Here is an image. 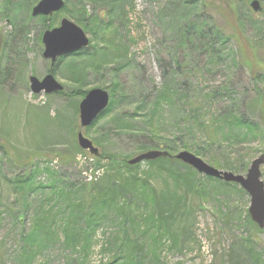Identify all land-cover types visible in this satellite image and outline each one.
I'll use <instances>...</instances> for the list:
<instances>
[{"label": "rangeland", "instance_id": "374dc122", "mask_svg": "<svg viewBox=\"0 0 264 264\" xmlns=\"http://www.w3.org/2000/svg\"><path fill=\"white\" fill-rule=\"evenodd\" d=\"M20 1L0 0V36L8 40L0 66V81H2L0 134L8 142V144L3 142L7 147L8 155L0 159V204L2 203L0 255L3 256L4 264H15L18 240L30 228L34 220V212L46 211L54 205L50 202V190L46 194L48 190L44 193L43 190L38 189L35 194L29 196L28 201L25 195L14 193L13 187L15 188L16 184L13 185V181L19 176L26 177L34 168H39L34 182L39 187L50 186L62 190L67 187L65 186L67 183L78 187L93 183L91 186L95 184L94 187L99 192L107 186L106 180L110 179L107 161L98 162L89 152L79 153L75 149L78 146L79 113L75 118L76 126L71 116L73 106H79L82 96L79 95L74 99L31 93L29 78L34 76L42 80L51 68L50 61L43 58L42 37L48 29L44 25L45 19L31 16L32 9L41 0H37L36 4V1L34 4L32 1L30 17L25 19V14H20L19 17L30 27L29 32L25 34L27 40L23 42L24 38L21 35L16 39L13 38L17 33H13V27L5 19V13L8 3L16 4ZM116 1L121 2V0ZM125 1H127L124 5L126 15L123 20L116 16L119 11L114 9L112 22H105L117 28L115 37L109 26L104 25L100 28L92 24L86 29L83 25L77 24L65 11L56 13L51 19L47 18L49 29L57 28L63 19H69L86 32L90 45L97 48L99 59L89 61V65L93 69L95 65L101 68L97 72L89 70L90 73L84 75L82 81L84 92L102 89L109 93L110 101H113L111 95L114 84L117 83L122 87L116 94L112 114L102 119L94 130L86 132L82 130L84 136L90 139L100 152L115 153L121 158H125L124 156L133 158L142 152L139 150L142 145L151 147L157 145V141L154 140L155 135H161L160 132L166 134L168 131L172 133L174 128L162 120L165 115H162V121L160 117L157 121H151L152 113L149 114L151 112L149 110L153 104L155 106L158 104L157 94L151 91L152 88L164 90L165 87L170 91L175 88L180 89L184 77L188 82L201 84L204 88L228 87L231 98L224 102L226 106H231L232 99L243 101V104L240 103L242 111L251 120L261 121L264 103L258 99V94L260 92L264 95V0H258L263 11L257 14L246 13L243 6L246 3L249 8L253 0ZM180 1L188 3L189 16L174 11L175 7L181 5ZM65 2L68 4L69 13L72 14L91 16L97 14L100 8L89 0H65ZM212 6L222 8L223 14H226V18L229 15L230 22L234 25L235 21L237 22L234 12L243 16L244 27L235 25L242 50L236 44L229 45L235 57L234 63L227 61L225 67L216 69L212 74L203 73L199 68L193 72L198 63L203 65L206 60L193 56L187 52L188 50L179 46L180 32L187 22L195 20L193 16L196 13L203 12L209 16ZM13 10L12 7V12ZM216 20L219 24L224 22L219 17H216ZM20 24L21 22L18 27ZM108 39H112L114 43ZM113 47L115 49H112ZM118 49L122 56L112 59L110 52L115 50L113 53H117ZM224 62L221 65L225 64ZM8 67L15 74L19 70L22 71V81L13 80L14 73L9 76V80H6L5 73ZM59 70V74L55 75L56 81L64 87L67 94L76 93L63 64H60ZM146 96L150 97L147 103L141 102ZM121 113L120 118L125 121L128 130L122 134L116 130V127L114 129L115 119L119 118ZM61 115L65 119L56 122L54 118ZM95 140H101L102 145H97L98 142ZM150 140L154 141L150 142ZM252 147L258 149L253 156L254 160L261 154V147L259 144H253ZM203 160L221 170L206 159ZM47 169L55 172L56 178L50 179L46 174ZM146 171L147 168L143 163L139 174L142 176ZM262 180L264 181V166ZM152 184L157 190L165 186L163 180ZM18 191L26 193L22 187ZM63 191L67 193L69 190ZM214 191L216 193L211 189L207 192L210 196L209 201L213 203L201 199L197 200L198 202L195 200V205L189 210L190 213L187 211L189 216L186 215L184 219L179 220V223L184 222L180 224L177 232L179 241L171 247H169L171 243H166L164 253L159 255L158 264H235L234 258L238 259V262L239 259H243L244 264H256L253 260L257 256L264 261V234H258L252 225L254 223L248 213L250 197L247 193L241 196L225 189ZM26 204L29 208L24 212ZM43 205L46 206L41 208ZM182 214L184 215V212ZM111 232L113 233L109 228L99 232V244L94 247L93 254L85 264H102L111 259L112 254L104 251L105 245L110 242ZM250 236L251 243L245 244L244 238ZM248 246L252 252L247 251L250 250ZM109 247L111 248V245ZM75 258L78 259V256ZM70 259L71 256H67L58 246L57 249L40 257L35 264H69Z\"/></svg>", "mask_w": 264, "mask_h": 264}, {"label": "trees", "instance_id": "16d2710c", "mask_svg": "<svg viewBox=\"0 0 264 264\" xmlns=\"http://www.w3.org/2000/svg\"><path fill=\"white\" fill-rule=\"evenodd\" d=\"M32 1L33 4L35 1V4L37 3V0H21L16 4L8 3L6 8L5 19L13 27V33H17L13 38L16 39L21 35L24 38L23 42L27 40L25 34L29 32L28 28L30 27L19 17L20 14H25V19L30 17ZM89 1L100 7L97 14L90 16L69 13L66 2L62 11L67 12L77 24L83 25L86 29L92 24H96L100 28L106 25L112 29L114 37L117 36V28L112 24L107 25L105 22L111 21L114 9L119 11L116 16L123 20L126 15L124 5L127 1L121 0L120 3L116 0ZM180 3L181 5L175 7L174 11L189 16L188 3L181 1ZM246 5V3L243 4L246 13H253L250 6L248 8ZM12 7L14 8L13 12ZM210 12L211 16L203 12L196 13L193 16L195 20L187 22L183 31L180 32L179 46L188 50L187 52L193 56L206 60L203 65L198 63L193 72L199 68L203 73L212 74L216 69L225 67L227 61L234 63L235 57L229 45L236 44L242 50L235 25L244 27L243 16L234 12L235 19L237 18L234 25L230 22V16L228 15L226 18V14H223L222 8L218 9L216 6H212ZM216 17L223 19L222 24L225 27L217 22ZM42 18L45 19L44 23L46 24L44 25L49 30L47 24L49 20L47 17ZM19 22L21 24L18 27ZM108 40L114 43L112 39ZM7 42L8 40L4 36H0V66L3 62ZM96 49L89 45L74 55L59 58L52 73L54 76L58 75L59 66L63 64L68 78L73 82L76 93L67 94L64 89L63 92L48 96L75 99L81 95L83 99L87 94L83 91L84 75L90 73L89 70L97 72L101 68L95 65L93 69L89 65V61L99 59ZM119 50L117 53H113L115 50L110 52L112 59L122 56ZM223 62L225 64L221 65ZM13 73L15 74L8 67L5 79L9 80V76ZM184 73L185 71H183V75H185ZM13 80L22 81V71L19 70ZM1 83L2 81H0ZM120 87L119 84H114L111 95L113 101H110L105 112L85 132L94 130L100 125L102 119L112 114L116 103V94ZM153 89L155 90L153 91ZM151 92L157 94L158 102L156 106L153 104L149 110V112L151 111L149 114L152 113L151 121H157L159 117L161 120L162 115H165V118L162 119L163 122H167L174 129L172 133L168 131L166 134L160 132L161 135H155L154 140L157 141V145L154 147L142 145L139 148L142 151L140 154L158 150L166 151L171 156L143 162L147 171L141 176L139 171L143 163L134 166L128 163L134 157L124 156L125 158H121L118 154L101 151L100 156L96 159L98 162L107 161L110 179L106 180L107 186L100 192L94 187L95 184L91 186L93 183L79 187L67 183L66 188H59L62 190L53 189L50 186L39 187L37 183H34L39 168H34L26 177L19 176L13 181V185L16 184V187H13L14 193L25 195L28 201L29 196L35 194L36 190H43L44 193L48 190L46 194L50 190V202L54 205L46 211L34 212V220L30 224V228L18 240L15 264H35L40 257L57 249L58 246L67 256H71L69 264H85L93 254L94 247L99 244V232L106 228H109L113 233H110V242L105 245L104 251L112 256L110 260L102 264H158L160 263L159 255L164 253L166 243H171L169 247L178 243L177 232L180 229V224L184 223H179V220L184 219L186 215L189 216V210L192 205H195V200L200 201L199 199H201L204 202L213 203V201H209L210 196L207 195L210 189L213 193H216L215 189H225L245 196V191L238 185L201 176L193 168L175 160L174 156L180 150L188 151L206 159L221 170L243 174L248 171L253 156L258 152V149L253 148L252 145L259 144L260 152L264 153V111L261 113L260 122L251 120L242 111L243 101L232 99L231 106H226L224 102L231 98L228 87L204 88L201 84L196 85L188 82L186 77L183 78L180 89L175 88L170 91L166 87L164 90L152 88ZM148 96L143 97L141 102L145 103L150 98ZM175 97L177 98L175 99ZM258 99L264 103V95L260 92ZM72 113L71 117L76 126L75 118L79 113V106L74 105ZM121 116L122 113L119 118L115 119L116 126H114V129L116 127L120 134L128 131L125 121L120 118ZM62 118L65 119L62 115L56 116L54 120L60 122ZM77 127L79 132L80 126ZM172 134L174 135L172 136ZM96 141L97 145H102L101 140ZM153 141L150 140V142ZM3 142L8 144L4 136L0 134V159L8 155L7 147ZM75 149L79 153L85 152L80 149L79 145ZM233 155L235 158H232ZM46 174L50 179L56 178L55 172L49 169L46 170ZM159 180H163L165 186L163 189L157 190L152 182ZM21 187L25 189L26 193L18 191ZM65 189L69 191L64 193ZM213 196L216 195L213 194ZM1 205L2 203L0 208ZM45 206L43 205L41 208ZM28 208L29 205L26 204L24 212H27ZM247 219L250 222L249 217ZM252 225L258 234H264V230H260L255 224ZM251 238V236L244 238L243 242L250 244ZM248 248L250 249V246ZM247 251L252 252L251 249ZM77 256L78 259H74ZM2 258L3 256L0 255V264H4ZM233 261L235 264H244L243 259H239L238 262V259L234 258ZM253 262L264 264L260 256H257Z\"/></svg>", "mask_w": 264, "mask_h": 264}, {"label": "water", "instance_id": "95a60500", "mask_svg": "<svg viewBox=\"0 0 264 264\" xmlns=\"http://www.w3.org/2000/svg\"><path fill=\"white\" fill-rule=\"evenodd\" d=\"M64 6V0H41L32 9L31 16L33 18L48 17L51 19L56 13L61 12ZM249 6L255 14L263 11L258 0L251 1ZM42 44L44 46L43 58L50 61V72L42 80L31 76L29 78L30 90L34 95H55L64 91V87L56 81L52 73L57 60L62 57H69L87 48L90 41L86 32L80 26L69 19H63L59 27L44 32ZM109 104L110 95L102 89H93L87 92L79 104L80 131L77 134V142L81 150L89 152L95 158L100 156V150L90 139L84 136L82 130L92 126L105 112ZM170 156L166 151L150 150L136 156L128 163L134 166L160 158H169ZM174 158L193 168L200 175L238 185L250 197L248 213L252 222L260 230H264V181L262 180L264 153L252 161L246 175L218 170L188 151H181Z\"/></svg>", "mask_w": 264, "mask_h": 264}]
</instances>
